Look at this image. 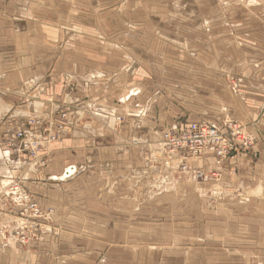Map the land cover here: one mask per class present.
I'll return each instance as SVG.
<instances>
[{
	"label": "crops",
	"instance_id": "0c3cea01",
	"mask_svg": "<svg viewBox=\"0 0 264 264\" xmlns=\"http://www.w3.org/2000/svg\"><path fill=\"white\" fill-rule=\"evenodd\" d=\"M193 2L189 5L186 0H180V35L176 44L178 58H164L159 69L165 76L185 77L179 80V88L176 89L186 100H190L184 102V107L210 109L211 116L204 117L203 111H196L185 116L187 119L181 120L182 123L188 120L186 124L207 122L221 125L226 120H234L253 137L251 150L228 158L222 167H216L212 157L192 165L206 172H216V179L198 183H213L211 185H216L217 189L232 199L228 198L232 214L227 213V219L231 217L234 223L225 224L228 230L232 227L235 233L242 235H251V229L264 233V0ZM0 11V61L22 62L25 66V72H21L23 85L34 76H51L49 84L37 87L42 96L39 104H45L46 107L49 104L54 107L58 105L71 111V116L67 118L66 134L51 146L47 166L41 171L20 172L23 186L45 213L42 226L39 231L30 234L26 244L18 243L13 238L4 239L0 247V264H74L77 260H87V264H92L90 248L85 252L83 247H75V232L72 233L71 229L76 214L73 204L85 205L92 198L84 194L64 193L57 184L58 177L64 173L66 175L67 170L71 174L76 171V176L68 180L73 184L80 179L79 171L89 173L87 169L93 165L99 168L102 176L111 172L117 175L124 167L130 166L131 170V167L138 165L139 149L124 146L128 139L137 135V127L133 125L138 122V118H124L121 125L116 124L114 119L117 110L109 103H124L121 94L128 89L146 91L145 95L150 97L149 91L154 85L151 77L156 75L155 68L158 66L150 61L149 54L144 58L133 52L129 64L123 66L118 61L110 68L104 60L105 54L89 50L81 57L82 63L75 62L78 57L75 59L76 55L72 52L67 63L61 67L58 60L53 67L44 62L43 66L32 69L31 61L43 57V54L35 53V45L39 43L34 34L35 27H21V21L10 20L9 7ZM171 46L176 47L174 44ZM28 48H32L33 52ZM4 68V62H0V74L3 75L0 77V103L5 104L3 109L23 108L31 112L29 105L32 104L31 97L35 90L20 84L15 67L5 68L6 72L2 73ZM62 71L66 72L65 77L69 76L65 82L70 87L66 102L62 101L63 97H57L62 93L60 77L59 80L53 79ZM110 80L112 85H107ZM237 86L239 95H234L232 89ZM51 98L58 99L59 103H47ZM135 99L140 101L139 98ZM149 101L141 98L142 103ZM128 103L136 102L132 99ZM179 103H183V100L180 99ZM61 110L65 111L64 108ZM13 113L8 116L7 123L14 124V119H20ZM191 117L194 118L190 120ZM162 146L167 156L178 160L176 155L167 151L163 140ZM4 149L0 159V176L10 181L11 176L18 177L19 174L12 175L13 170L9 169ZM84 178L86 181L90 177ZM102 198L98 200L101 202ZM8 207L5 212H1L10 216L12 213ZM85 213L78 214L79 218L90 216ZM99 217L107 219L108 215L104 212ZM42 234L44 241L36 243V237L40 239ZM97 255L99 257L100 252Z\"/></svg>",
	"mask_w": 264,
	"mask_h": 264
},
{
	"label": "rangeland",
	"instance_id": "374dc122",
	"mask_svg": "<svg viewBox=\"0 0 264 264\" xmlns=\"http://www.w3.org/2000/svg\"><path fill=\"white\" fill-rule=\"evenodd\" d=\"M186 1L189 5L194 3V0ZM179 3L180 0H0V10L11 9L10 20L21 21V27H35L34 34L39 43L34 52L43 57L31 61L32 69L43 66L44 62L53 67L58 60L61 67L72 52L75 59L78 57L75 62L82 63L81 57L89 50L105 54L104 60L110 68L118 61L123 66L129 64L133 52L144 58L149 54L150 61L158 66L156 75L151 77L154 85L150 88V97L145 95L146 91L128 89L121 94L124 103H109L117 110L116 124H122L124 118H138L133 125L137 127V135L124 145L139 149L138 165L131 170L130 166L124 167L117 175L111 172L103 176L93 165L87 169L89 173L79 171L80 179L73 184L68 180L76 176V171L71 174L67 170V175L58 177L57 184L64 193L92 198L85 205L73 204L76 214L71 228L72 233L75 232V247H83L85 252L90 248L92 264H264V233L251 229V235H242L235 233L232 227L228 230L225 224L234 223L231 217L227 219V213L232 214L230 196L211 185L213 183L199 184L190 179L181 171L180 162L167 156L162 146V133L174 126H184L189 121L182 123L181 120L187 119L188 114L203 111L204 117L211 116L210 109L184 107V102L190 100H186L177 88L179 80L185 77L165 76L159 69L164 58H178ZM171 44L176 47L172 48ZM28 50L33 52L32 48ZM0 62H4L5 68L15 67L17 79L22 84L21 72H25L22 62ZM5 68L2 73L6 72ZM65 75L62 71L53 76L62 81V93L57 97H63V102L70 92V87L65 84L69 76ZM50 81L51 76L46 74L34 76L27 84H22L35 90L29 105L31 112L23 108L4 110L5 104L0 103V159L5 133L15 130L25 117L49 115L62 111L61 108L65 109L67 117L71 116L66 107L39 104L42 96L37 87ZM238 89L239 86L232 89L234 95H239ZM141 98L150 103H142ZM132 99L136 103H128ZM180 99L183 103H179ZM57 100L51 98L47 103H59ZM41 106L45 107L42 111ZM11 113L20 118L14 119V124L7 123ZM14 174L20 175V171H13ZM86 176L90 178L85 181ZM0 179L1 247L4 239L13 238L18 242L14 230L20 221L5 195L8 181L1 176ZM85 189L87 191L80 193ZM100 197L106 201L102 198L100 202ZM6 207L12 213L10 216L1 212H5ZM82 212L90 216L79 218L78 214ZM104 212L107 219L99 217ZM36 239V243L44 241V235ZM74 264H87V260H77Z\"/></svg>",
	"mask_w": 264,
	"mask_h": 264
},
{
	"label": "built area",
	"instance_id": "2783aa9c",
	"mask_svg": "<svg viewBox=\"0 0 264 264\" xmlns=\"http://www.w3.org/2000/svg\"><path fill=\"white\" fill-rule=\"evenodd\" d=\"M67 118L66 111L25 117L15 130L5 133L3 145L9 169L20 172L44 169L51 146L66 131ZM162 140L167 151L177 156L181 171L197 182L216 179L217 173L206 172L192 164L212 157L219 168L228 158L246 153L254 145L253 137L234 120H226L221 125L190 122L184 126H174L162 133ZM20 176H11L5 195L20 221L14 235L18 242L26 244L30 234L40 230L45 213L25 189Z\"/></svg>",
	"mask_w": 264,
	"mask_h": 264
},
{
	"label": "water",
	"instance_id": "95a60500",
	"mask_svg": "<svg viewBox=\"0 0 264 264\" xmlns=\"http://www.w3.org/2000/svg\"><path fill=\"white\" fill-rule=\"evenodd\" d=\"M67 175V174H66Z\"/></svg>",
	"mask_w": 264,
	"mask_h": 264
}]
</instances>
